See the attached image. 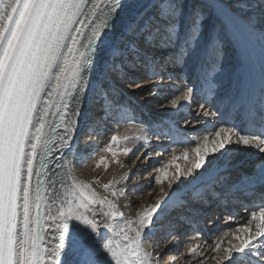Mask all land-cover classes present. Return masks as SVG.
<instances>
[{"label": "snow or ice", "instance_id": "1", "mask_svg": "<svg viewBox=\"0 0 264 264\" xmlns=\"http://www.w3.org/2000/svg\"><path fill=\"white\" fill-rule=\"evenodd\" d=\"M123 7L124 0H0V264H60L72 220L94 234L101 228L110 231L111 238L102 244L108 264H264V203L211 243L203 240L186 252H173L181 224L202 239L197 214L220 200L217 188L229 178L231 153L243 147L264 154V64L259 86L245 84L231 110L205 107L217 90L208 53L216 54L215 63L229 33L259 31L264 41V29L225 0H140L143 10L97 59L101 37L115 29ZM260 14L264 17V8ZM212 18L215 36L202 45L205 22ZM190 64L199 68L194 78L186 72ZM146 84H151L149 96L172 87L165 99L173 111H190L199 96L196 116H219L225 126L217 128L213 120L211 139L204 135L191 150L186 145L193 141L173 139L181 146L180 155L171 147L157 154L151 167L156 174L147 187L159 185V194L132 219L118 203L127 189L117 185L130 181L129 172L103 185L98 178L85 181L74 175L76 132L91 94L90 106L98 105L96 120L106 122L118 113L129 129H136L131 136L112 134L101 149L119 163V155L133 153L129 144L146 141L151 133V125L128 115L120 96ZM162 136L170 133L156 138ZM166 154L170 158L165 161ZM101 165L109 167L106 156L95 167ZM246 182L264 185V160ZM165 228V240L152 241L151 250L144 247L146 234ZM173 238V245L162 251L161 244ZM87 239L75 233L71 238L83 249L81 264H100L96 246L83 243Z\"/></svg>", "mask_w": 264, "mask_h": 264}, {"label": "bare ground", "instance_id": "2", "mask_svg": "<svg viewBox=\"0 0 264 264\" xmlns=\"http://www.w3.org/2000/svg\"><path fill=\"white\" fill-rule=\"evenodd\" d=\"M225 2L230 6L235 7L241 14L255 19L257 21L258 29H264V17L261 16L260 11L258 12L260 0H225ZM139 4L140 0H124L123 10L119 13L115 20V29L111 33L106 32L101 37V43L97 50V59H99L100 56L104 54L107 47L115 41L123 26L134 18V13L143 10L139 7ZM215 24L216 21L214 18L205 22L204 36L201 39L202 45L207 44V40L210 35L213 37L215 36ZM224 47L228 50V53H226L224 57V51L219 54L220 62L217 61L213 63L216 54L209 52L207 55L208 66L210 69L214 71L219 65L217 68L219 70L222 69L223 71V74L219 75L218 73V76H215L216 83H220L218 84V91L215 93V97L212 102L214 103L213 109L216 110V105H219L222 111L226 108L231 110L233 105H237L238 96L245 84L255 85L256 87L259 86L261 78V65L264 64V41H262L259 31H257L254 35L237 36L229 33L223 39L222 49ZM221 56L223 57L222 59ZM228 69L231 71H228ZM225 70H227L228 73H226ZM197 71H199V68H197L196 64H193L186 72L189 73L190 78H194L191 74ZM227 75L230 80L229 82L227 81L228 83H225L221 79ZM95 78L96 72L93 71V81H95ZM237 78H239V82L236 84ZM165 83L175 85L177 88L182 86L181 81H166ZM150 87L151 84H146L143 88L136 89L135 91H126L124 95L123 102L126 110H128V115H134L138 120H142L146 126L151 125V133L146 141L128 145L132 147L134 151H138L136 160H134L126 169L120 170V168L111 167L108 170H105L103 165H101L100 168H96L95 164L90 165L88 163L87 165H84L80 159L86 146L88 149L90 145H94L90 148H94L95 150L108 141L113 133H118V136H120L122 135V131L129 132L130 130L131 133L132 129H134V131L136 130L135 128L129 129L128 124L120 119V114L118 113H113L110 118H106V122L96 120V116L99 114L97 111L98 105L94 107L90 106L89 101L91 100V94H89L88 98L85 99L80 116L79 128L76 132V140L79 141V143L75 148L77 158L74 160V175L85 181H93L98 178L99 185H103L108 183L109 180L113 179V177L120 178L124 172H129L130 181L121 182L117 185V187H125L127 189L125 196L121 197L118 203L121 210L124 212L125 217L132 219L135 218L136 213L142 207L154 203L155 197L159 194V185L153 184L150 189L147 187L148 181H150L156 174L151 170V167L152 165L157 164L159 159L157 154L164 152L166 147H171L176 149L177 155H180L182 151L181 146L178 143H173V139L180 141L186 138L187 140L193 141V143L186 145L189 150L195 146L196 142L202 141L204 135H209V138L211 139L213 129L211 121L213 120L216 121L217 128L225 126L219 116L215 118L211 116L203 118L196 116L195 113L201 112V109L198 107L195 108L197 102L201 100V98L194 99V101L196 100V103H193L190 111L187 107L179 111H173L169 101L165 99L166 96H170L172 94L173 88H165L162 92H160V94L149 96L148 90ZM142 93H144V96L141 98ZM122 95L123 93L120 98ZM232 114L235 115V112H232ZM197 119H199V123L195 122ZM97 124L99 125L97 126ZM237 126L241 130H244L243 124L238 123ZM165 127H167L166 131H168L167 133H170V136H165L162 140H158L156 138L157 135L161 134ZM89 133H92V135H89ZM164 133L166 132L164 131ZM100 135L104 137V140H100ZM145 145H147V147H145ZM92 151H87L86 154H90ZM148 153H151V157L149 160H145L144 157ZM231 157V171L229 178L217 188L220 200H212L209 207L198 213L206 216L208 219L213 215V213L217 212L215 213V223L213 224L209 220L199 223L198 230L202 233V239L200 237H193L189 235L193 229L189 228L188 225H179L176 228V232L180 235V240L179 243L175 244L173 247V252H186L187 247L193 246L197 242L202 243L203 240H207L211 243L214 238L218 237V235H222L223 231L228 230L229 224L235 228L237 224L246 222V220L242 218L248 217L250 215V211L256 210L261 204L259 198L262 190L251 189L244 191L243 193H237V189L231 188L235 185V183H239L243 178L251 176L255 165L259 161L264 160V154H260L252 148L241 147L231 153ZM169 158L170 154H166L164 156L165 161ZM178 163L183 165L185 161L181 159ZM94 187H96L97 191H99L102 195L107 194L102 187L95 184ZM230 201L235 202V205L238 208L232 206L230 207L228 205V202ZM236 210H238V212ZM220 213L223 214L224 217L222 223L218 222ZM235 213L240 216L236 215L234 220L229 221L228 218ZM173 215L175 214L173 213ZM199 220L202 222V219ZM161 231L164 232L163 238L165 240L167 228L164 230H157L154 234H146L144 247L151 250L154 246L152 241H159L157 237L161 234ZM85 235H87L88 239L83 243H91L96 246L98 261L101 256H105L106 261L109 262L110 257L103 250L102 244L107 238H111L110 231L101 228L98 234H94L89 228L87 230V234ZM184 236L186 238L185 245H181V240ZM173 241L174 238L167 239L166 243L161 244V250L166 251L169 246L173 245ZM188 241H191V244H189ZM65 249L68 257L66 264H81V256L83 252L82 248L69 243ZM182 264H187V261H183Z\"/></svg>", "mask_w": 264, "mask_h": 264}, {"label": "rangeland", "instance_id": "3", "mask_svg": "<svg viewBox=\"0 0 264 264\" xmlns=\"http://www.w3.org/2000/svg\"><path fill=\"white\" fill-rule=\"evenodd\" d=\"M260 8H264V4H260L259 5V9H258V12L260 11ZM224 51V52H223ZM222 52H223V57L226 55V53H228V50L224 47L223 49H222ZM222 56H221V59L223 58ZM220 59V58H219ZM218 59V61L220 62V60ZM222 61V60H221ZM193 64H190L189 65V68L188 69H190V67L192 66ZM219 66V65H218ZM217 66V67H218ZM216 67V69L214 70V72H215V76H218V73H219V75L220 74H223V71H222V69L221 70H219L218 68ZM188 69H186V71H188ZM228 71H231L230 69H228ZM228 71L227 70H225V72L226 73H228ZM217 74V75H216ZM225 75V74H224ZM238 77V76H237ZM220 79V78H219ZM222 81H224L225 83H228L229 82V80H230V78L228 77V75L227 76H225V77H222V79H221ZM221 81V82H222ZM228 81V82H227ZM239 82V78H237V81H236V84ZM220 82H218L217 83V90H216V92L218 91V84H219ZM144 92V91H143ZM142 95V96H141ZM140 96H141V98L144 96V93H142ZM194 99H200V97L199 96H197V98L195 97ZM196 101V100H195ZM193 102V103H196V102ZM201 102V100H199L198 102H197V104L198 103H200ZM196 104V105H197ZM205 107H206V109H208L209 111H213V110H215V109H213L214 108V103H212V104H208V105H205ZM195 108H197V106H195ZM199 108V107H198ZM200 109V108H199ZM222 110V109H221ZM199 111V110H198ZM198 113V112H197ZM196 114V113H195ZM201 122V121H200ZM145 124V123H144ZM146 125V124H145ZM118 129V128H117ZM166 129H167V127H165V129H163L166 133L168 132V131H166ZM134 131V129H132V134L135 132H133ZM164 131H162L163 133H164ZM161 132V133H162ZM124 133L125 134H128V135H132L131 133H130V130H129V132H121V134L122 135H120V136H123L124 135ZM130 133V134H129ZM114 134V133H113ZM116 134V133H115ZM117 135H119L118 133H117ZM159 135V134H158ZM163 138H165V136H162L161 137V140L163 139ZM104 140V137L102 136V135H100V140ZM110 139V138H109ZM160 140V139H159ZM107 142L108 141H106L103 145L105 146V144H107ZM103 145H101V146H99L98 148H96L95 150H94V148H90L91 146H94V145H90L89 147H88V149H87V146L85 147V150H84V152L81 154V161H82V163H84V165H87L88 163L90 164V165H92V164H95L96 165V163L99 161V158H100V156H106L107 157V161H108V164H109V167L107 168V170L109 169V168H120V170L122 169H126L127 167H129V165H131L132 164V162L134 161V160H136V157H137V151L138 150H136V151H134L133 150V153H130L129 154V156H124V155H119V157H118V160H119V163H116V162H114L113 160H112V157H111V155L109 154V153H107V152H105V151H103V150H101V149H103ZM188 147V146H187ZM92 149H93V151H92ZM87 151H92L90 154H86V152ZM85 153V154H84ZM140 157H141V155H140ZM90 160V161H89ZM87 161H89V162H87ZM92 161V162H91ZM120 164H123L124 165V167L123 168H121L120 167ZM157 166H159V165H157ZM151 171V170H150ZM237 212H238V210H236ZM214 215V214H213ZM210 216V218H208V220L211 222V223H215V220H216V216L214 217V216ZM220 215V214H219ZM221 215H223V214H221ZM236 215L237 216H240V215H238V214H232V216L233 217H235L236 218ZM223 219H224V217H223ZM223 219H222V222H223ZM221 222V223H222ZM208 225V224H207ZM223 227V226H222ZM89 228L88 227H86V226H84V225H81L78 221H75V220H72V221H70V229H69V237H68V243L66 244V246L69 244V243H71V244H73V241L71 240V238H72V236H73V234L75 233L77 236H79V235H85V234H87V230H88ZM194 231V230H193ZM192 231V232H193ZM163 235H164V232L163 231H161V234H159V238L157 237V239H159V241H161V240H164V238H163ZM188 236V235H187ZM77 239H78V237H77ZM185 236L182 238V240H181V245H185ZM74 245V244H73ZM67 253H66V249L64 248V250L62 251V253H61V261H60V264H66V261H67ZM100 260H99V262H100V264H108V262L106 261V257L105 256H101L100 258H99Z\"/></svg>", "mask_w": 264, "mask_h": 264}]
</instances>
